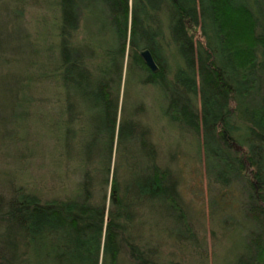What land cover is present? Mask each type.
<instances>
[{"label": "trees", "instance_id": "16d2710c", "mask_svg": "<svg viewBox=\"0 0 264 264\" xmlns=\"http://www.w3.org/2000/svg\"><path fill=\"white\" fill-rule=\"evenodd\" d=\"M45 6L0 0V56L12 58L14 42L19 58L34 59L15 102L23 107L29 89V106L50 107L59 120L48 125L38 115L34 125L1 130L15 134L0 138L1 155L16 151L25 161L33 153L43 164L37 172L51 178L50 186L12 178L0 193V264H177L165 260L164 247L187 256L195 236L176 173L159 162L145 120L150 91L161 95L162 117L194 140L209 182L237 194L227 214L248 228L234 264H264V0ZM28 9L35 13L25 24ZM17 25L34 33L18 29L15 37L7 27ZM1 29L13 38L9 47ZM210 203L229 207L216 197ZM160 219L178 225V236L162 239Z\"/></svg>", "mask_w": 264, "mask_h": 264}, {"label": "rangeland", "instance_id": "374dc122", "mask_svg": "<svg viewBox=\"0 0 264 264\" xmlns=\"http://www.w3.org/2000/svg\"><path fill=\"white\" fill-rule=\"evenodd\" d=\"M48 5V0H42ZM45 6V7H46ZM45 11V8H44ZM35 10L28 9L24 12L25 24L30 22L31 17L34 15ZM38 28L41 27V19L37 20ZM17 27V28H16ZM16 27H7L8 31H13V35L16 37L17 30L22 33L31 35L34 33V27L28 26L21 28L20 25ZM5 36L6 43L9 47L10 35L1 29ZM42 32L43 28H39ZM20 45L12 42V49L10 51L14 54L12 58L8 56H0V133L4 127L13 126L19 127L20 124L34 125L36 118L40 117L41 121L52 124L54 121H59L57 116L52 113L50 107L34 108V105L29 106V89H25L22 96V107L20 103H16V99H20L18 90L19 82L26 80L32 74L31 64L34 59L30 60L29 52H26L28 56L19 58ZM25 49H28L26 45ZM24 88H29V84L22 85ZM147 114L145 115L146 122L152 127L153 138L159 147V162L162 165H168L175 171L178 179V188L182 201L185 207L187 217L192 226V230L195 236V242H192L186 249V255L181 256L174 254L169 256L170 248L164 247L165 260H173L177 264H234L236 255L242 250V246L245 242L244 234L248 224L242 221L238 216H229L227 213L231 212V207L234 206L237 200V194L220 190V188L209 182L204 172L201 162L195 160L194 156V144L193 139L190 136L182 135L178 133L176 127H172L171 124L162 117L163 103L161 95L150 91L146 96ZM6 105L2 107V105ZM15 104V105H14ZM34 134V132H31ZM30 133L31 137L33 136ZM27 134V137H30ZM10 137L12 140L15 137L14 133L0 134L1 139ZM31 149V145L29 146ZM10 149L12 145L9 146ZM178 151L176 158H171L170 153ZM201 148H199V151ZM29 151V150H28ZM169 153V154H168ZM25 161H20L16 151L7 153V155H1L0 151V193L7 194L9 184L13 180L26 181L29 186L46 185L50 186V175L45 172H37L38 165L42 163L39 159L31 156ZM51 157H54L51 156ZM201 159V156H200ZM49 169L52 168L49 159H47ZM202 160V159H201ZM40 166H43L40 165ZM40 169V168H39ZM54 179L59 180L61 174L54 173ZM53 175V174H52ZM225 193V194H224ZM222 195H225L222 198ZM232 195H235L233 197ZM216 197L221 201L228 202L227 208H221L219 210L210 206V201ZM226 204V205H227ZM225 207V205H221ZM239 207V205L237 204ZM237 210V209H236ZM238 211V210H237ZM236 211V214L239 213ZM233 218V220H232ZM159 236L162 239L165 238L169 231L171 235L178 236L179 227L169 220H159ZM166 251V253H165ZM184 254V253H183Z\"/></svg>", "mask_w": 264, "mask_h": 264}, {"label": "water", "instance_id": "95a60500", "mask_svg": "<svg viewBox=\"0 0 264 264\" xmlns=\"http://www.w3.org/2000/svg\"><path fill=\"white\" fill-rule=\"evenodd\" d=\"M139 56L143 63L147 68L150 69L151 72H155L157 70V66L154 62V59L148 50H143L139 53Z\"/></svg>", "mask_w": 264, "mask_h": 264}, {"label": "bare ground", "instance_id": "6f19581e", "mask_svg": "<svg viewBox=\"0 0 264 264\" xmlns=\"http://www.w3.org/2000/svg\"><path fill=\"white\" fill-rule=\"evenodd\" d=\"M52 44V43H51Z\"/></svg>", "mask_w": 264, "mask_h": 264}]
</instances>
